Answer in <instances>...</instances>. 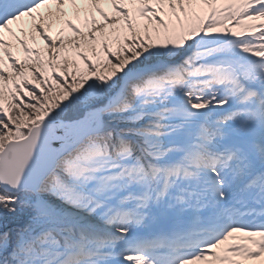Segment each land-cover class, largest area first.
<instances>
[{"label": "snow or ice", "instance_id": "snow-or-ice-1", "mask_svg": "<svg viewBox=\"0 0 264 264\" xmlns=\"http://www.w3.org/2000/svg\"><path fill=\"white\" fill-rule=\"evenodd\" d=\"M0 264H264V0H0Z\"/></svg>", "mask_w": 264, "mask_h": 264}]
</instances>
